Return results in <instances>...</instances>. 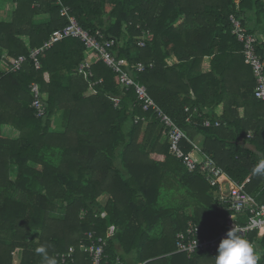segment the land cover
I'll return each mask as SVG.
<instances>
[{
	"label": "trees",
	"instance_id": "trees-1",
	"mask_svg": "<svg viewBox=\"0 0 264 264\" xmlns=\"http://www.w3.org/2000/svg\"><path fill=\"white\" fill-rule=\"evenodd\" d=\"M3 2L13 7L10 19L0 20V264H14L19 250L20 264H61L72 250L76 263L69 264H91L80 250L88 233L107 240L110 262L119 256L129 264H228L220 256L176 252V235L190 221L211 238L229 213L214 204L215 190L200 173H189L170 155L166 129L143 110L134 89L122 90L117 74L97 60L90 75L80 73L88 50L77 39L41 53L40 70L29 57L69 24L61 15L68 8L92 35L115 40L117 57L129 62L156 104L190 141L204 136L203 152L232 181L250 180L247 192L264 204V128L248 139L251 127L233 122L224 143L219 133L230 120L205 127L206 119L215 123L205 113L212 105L207 93L225 86L236 63L251 70L232 34V15L257 36V53L264 57V0H0V11ZM172 55L179 61L174 67L167 63ZM22 56L27 61L19 71L5 70ZM206 57L212 71L200 75ZM139 64L153 67L139 73ZM172 77L190 86L194 99L173 95ZM33 83L46 97V119L36 118L31 107ZM255 87L248 94L259 101ZM195 109L199 119L188 122ZM6 127L18 136L5 135ZM235 240L238 264H264L255 252H264V230Z\"/></svg>",
	"mask_w": 264,
	"mask_h": 264
},
{
	"label": "built area",
	"instance_id": "built-area-1",
	"mask_svg": "<svg viewBox=\"0 0 264 264\" xmlns=\"http://www.w3.org/2000/svg\"><path fill=\"white\" fill-rule=\"evenodd\" d=\"M61 15L68 17L69 24L63 29L55 31L40 49L31 51L29 59L34 63L35 69H41V53L50 50L55 44L65 39H77L85 45L88 51L96 55L98 61L117 74L122 90L134 89L137 101L142 105L143 110L150 112L166 129L170 155L181 161L189 173H200L218 195V209L229 213L222 221L220 232L211 238L204 236L201 228L195 222L190 221L186 231L176 235V252L185 254L188 258L200 254L220 256L228 264H238L240 251L235 239L238 236L244 237L252 232L264 230V204H260L256 198L247 192L246 185L250 180L242 184L232 181L213 158L203 154L198 145L190 141L187 134L152 99L147 87L132 75L129 62L126 59L117 57L114 50L118 45L115 40L108 39L99 32L92 35L90 31L85 30L78 23L75 17L70 16L68 8H65ZM230 22L232 34L243 46L242 54L245 64L251 68L256 81L255 98L264 102V57L257 53L258 38L248 33L242 21L235 15L230 17ZM140 46L144 47L145 43L141 41ZM26 61L27 58L22 56L6 70L15 73L21 69ZM91 66L92 63L85 61L80 66L79 72L90 75ZM152 67L153 64L149 66L139 64L137 72L142 73L147 68ZM30 88L33 97L31 107L36 118L46 119L48 115L47 100L40 85L33 83ZM114 102L118 106L120 100L114 99ZM142 121L147 122L146 119ZM220 124V121H216L214 124L210 120L206 119L205 121V127H212L213 125L219 127ZM248 138H250V135H248ZM185 142L192 146L191 151H185ZM226 184L228 190L224 191L223 187ZM86 236L88 244L82 243L80 250L88 254L91 264H128L119 256L113 262L108 260L106 256L108 242L106 239L97 236L95 233H88ZM13 255L15 256V253ZM60 259L61 264L74 263V251L72 250L68 255H62ZM20 261L14 260V264H20Z\"/></svg>",
	"mask_w": 264,
	"mask_h": 264
},
{
	"label": "crops",
	"instance_id": "crops-1",
	"mask_svg": "<svg viewBox=\"0 0 264 264\" xmlns=\"http://www.w3.org/2000/svg\"><path fill=\"white\" fill-rule=\"evenodd\" d=\"M96 60L98 61L96 55L93 54L91 51H88L86 53L85 61H88L93 64ZM167 63L169 66L174 67L179 64V61L175 56L172 55V57L167 59ZM211 71H212V58L206 57L201 65L200 75L209 74L211 73ZM216 76L218 77L217 81H220V79H222L220 75H216ZM225 80H226L225 86L221 84L219 87H215L216 90L207 93L209 97V103L211 102L212 105H209V107L205 109V113L209 114L210 118H212L213 121L215 122L220 121L221 124L222 122H226L225 119L231 121L230 123H232V125L228 126V130L226 129L224 131H220L219 133L224 143L226 142V140H229V138L231 137V132L234 131L233 129L236 128L234 126V123H239V122L244 123L246 125V128L251 127L250 130L246 131V137L248 138V135H250V138L248 139H256V137H259L258 133L260 128L262 127L264 128V102L256 101L253 99L252 95L248 94V90L250 89V86L251 85L254 87L256 86V81L254 75L252 74V71L250 69H247V67H243V66L240 67L239 63H236L235 65L232 66L231 70H227ZM185 82L187 83V81ZM181 91L184 93H181ZM177 92H180L178 94H181L182 99H185L184 97L187 96L188 98L191 97L192 99H194V97L192 96L193 94L191 87L190 86L188 87L186 85L182 87L179 86V84H177L174 81V78L172 77V94L174 95ZM245 94L246 96H244ZM248 96H250L249 100L246 99ZM217 101H219V103L215 105V102ZM188 110L189 108H187V111ZM197 113L198 111L195 109L193 111L192 117L188 119V122L189 121L195 122L196 119H199V115H197ZM61 120H62V114L58 113L53 121L54 129L56 128V126H58V128L60 129ZM4 132L5 135H7L8 137L16 138L18 136V133L16 131H13L9 127H6ZM204 140H205L204 136L196 135L193 143L198 145V147L200 148L203 154H206L203 152L202 149ZM252 149L253 151L256 152L255 147H252ZM172 184L173 186H177L178 185L177 179H175V181H172ZM223 190L224 191L228 190L227 184L224 185ZM217 197L218 195L214 191V204H217ZM193 212H194L193 208L189 209L188 211L189 216H192ZM253 249L256 250L257 249L256 246H254ZM255 252L257 259H261L262 256H264V252L259 250V248ZM74 263H76V261H74Z\"/></svg>",
	"mask_w": 264,
	"mask_h": 264
},
{
	"label": "rangeland",
	"instance_id": "rangeland-1",
	"mask_svg": "<svg viewBox=\"0 0 264 264\" xmlns=\"http://www.w3.org/2000/svg\"><path fill=\"white\" fill-rule=\"evenodd\" d=\"M2 5H3V8H2V11H0V20H8L11 17L12 13L10 11H12L13 5L10 4L9 2H3ZM54 118L52 119V121H54ZM55 129L58 130L59 129L58 126H56ZM14 260H21V250L15 253Z\"/></svg>",
	"mask_w": 264,
	"mask_h": 264
}]
</instances>
